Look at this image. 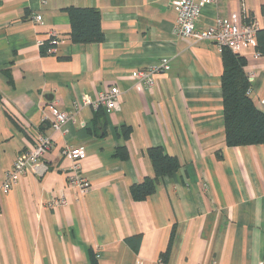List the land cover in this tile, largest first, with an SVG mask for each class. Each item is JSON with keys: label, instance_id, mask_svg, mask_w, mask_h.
Instances as JSON below:
<instances>
[{"label": "crops", "instance_id": "crops-1", "mask_svg": "<svg viewBox=\"0 0 264 264\" xmlns=\"http://www.w3.org/2000/svg\"><path fill=\"white\" fill-rule=\"evenodd\" d=\"M71 6L100 12L101 42L71 40ZM233 14L264 28V0H216L202 8L198 25ZM176 26L171 0H0V187L38 134L52 138L47 171L0 191V264L264 258V143L227 144L223 54L211 40L182 38ZM52 31L65 43L43 54ZM255 47L238 54L247 61L250 96L264 111V55ZM163 57L170 68L157 74L154 88L132 78ZM111 86L121 92L116 108L73 111L84 94L95 101ZM52 107L74 112L62 130L52 127ZM65 146L85 152V191L69 182ZM151 147L174 156L179 168L136 199L133 185L155 176ZM60 200L65 204L53 205Z\"/></svg>", "mask_w": 264, "mask_h": 264}, {"label": "built area", "instance_id": "built-area-1", "mask_svg": "<svg viewBox=\"0 0 264 264\" xmlns=\"http://www.w3.org/2000/svg\"><path fill=\"white\" fill-rule=\"evenodd\" d=\"M216 0H171V5L177 12L176 32L182 38L190 41L211 40L219 50L223 52L230 49L235 53L240 52L247 45L256 44V35L259 25L256 20L243 22L237 14L226 18H218L208 27L198 25V16L202 8L209 4H214ZM35 21H41V15L34 16ZM47 41L50 44L49 53L57 51L59 46L65 43L56 32H51ZM258 55V53H257ZM170 68L168 57L160 58L152 63L146 69L138 70L131 74L132 78L138 84H142L148 89L154 88L157 83V74L167 71ZM252 76V75H251ZM250 91V90H249ZM120 89L117 86H111L100 92L98 98L92 101L87 94L76 101L73 105V111L80 109L83 105L90 104L96 108H106L112 110L117 107L120 99ZM260 104L264 109V98L260 99ZM73 111H61L56 107L51 108V124L55 130H62L65 124L74 116ZM48 116H45V119ZM52 138L40 133L36 136V143L33 148L23 150L18 153L11 170L6 173L5 180L0 187L3 194H7L11 188L18 183L19 179L29 172L42 175L48 169V165L43 161L45 154L51 149ZM62 155L72 161L69 172V182L78 185L83 191L90 187V182L82 172L81 162L85 152L81 147L65 146L62 149ZM65 200L56 201L53 205H63ZM99 257V254L97 255ZM136 262L135 264H140ZM259 264H264V258Z\"/></svg>", "mask_w": 264, "mask_h": 264}, {"label": "trees", "instance_id": "trees-1", "mask_svg": "<svg viewBox=\"0 0 264 264\" xmlns=\"http://www.w3.org/2000/svg\"><path fill=\"white\" fill-rule=\"evenodd\" d=\"M71 20L70 38L77 43H95L103 40L101 15L95 8L71 6L67 8ZM256 51L264 55V28L256 35ZM50 44L44 42L43 54H48ZM223 103L226 141L230 146L264 143V111L259 110L250 96V81L245 70L246 58L230 49L223 52ZM128 133V130L126 131ZM154 178H146L132 187L136 199H144L156 188V180L171 175L179 168L178 160L162 151L149 149Z\"/></svg>", "mask_w": 264, "mask_h": 264}]
</instances>
